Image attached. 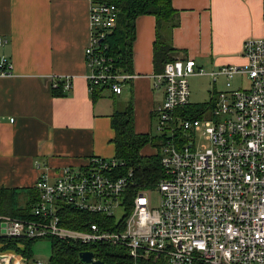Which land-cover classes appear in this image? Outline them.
Segmentation results:
<instances>
[{
  "label": "built area",
  "instance_id": "obj_1",
  "mask_svg": "<svg viewBox=\"0 0 264 264\" xmlns=\"http://www.w3.org/2000/svg\"><path fill=\"white\" fill-rule=\"evenodd\" d=\"M118 15L113 4L91 5L85 50L90 92L107 87L120 95L124 82L136 78L116 70L99 44L116 27ZM5 43L0 37V45ZM243 55L246 65L211 72L193 58L176 59L152 76L164 93L153 112L163 170L152 186L160 193L159 208L152 207L149 188H135L132 171L119 175L116 160L92 157L80 168L42 175L35 185V219L1 217L3 235L119 246L131 264H264V38L247 40ZM12 75L11 60L0 56V77ZM194 76L224 85L223 91H213L212 109L201 118L186 112ZM237 76L248 86L234 88ZM58 85L53 83L55 89ZM71 90L67 77L63 92ZM68 210L101 220L73 229L65 225ZM0 261L26 260L3 253Z\"/></svg>",
  "mask_w": 264,
  "mask_h": 264
},
{
  "label": "crops",
  "instance_id": "obj_2",
  "mask_svg": "<svg viewBox=\"0 0 264 264\" xmlns=\"http://www.w3.org/2000/svg\"><path fill=\"white\" fill-rule=\"evenodd\" d=\"M92 1L0 0V37L6 41L0 56L13 64V75L0 77V190L23 191L16 200L19 207L27 204L28 189L35 190L38 199L35 185L42 175L80 168L92 157L113 159L111 115L130 102L135 132L154 135L153 112L164 97L152 78L156 19L145 15L136 21V78L120 95L103 93L94 99L85 61ZM172 5L180 13L174 48L207 72L246 65L244 43L264 38V0H172ZM67 77L72 90L56 95L53 83L62 84ZM206 77L210 97L212 91L224 90L222 82L213 86ZM158 150L148 145L142 154L157 155ZM3 253L21 256L25 264L40 263L11 250L0 251V260Z\"/></svg>",
  "mask_w": 264,
  "mask_h": 264
},
{
  "label": "trees",
  "instance_id": "obj_3",
  "mask_svg": "<svg viewBox=\"0 0 264 264\" xmlns=\"http://www.w3.org/2000/svg\"><path fill=\"white\" fill-rule=\"evenodd\" d=\"M103 2L113 4L119 10L116 27L107 32L99 44L104 49L105 55L113 63V67L120 73L134 74L133 44L136 40V21L139 17L145 15L153 16L156 19L154 41V67L156 74L162 73L167 63L179 58H186L182 54L183 51L177 50L173 46V31L180 26V13L173 7L172 0L92 1L93 4ZM85 61L87 67L86 55ZM87 71L89 74L88 68ZM126 82H124V85L132 81ZM54 92L56 95H64L63 83H59ZM91 93L94 99L102 97L103 93L117 96L107 87H96ZM211 109L212 103L209 101L199 104L191 103L186 112L194 118H201L205 112ZM111 121L112 128L115 131L114 145L116 155L113 159L119 163L116 168L117 173L124 175L132 171L136 189L155 186L163 177L159 153L157 155L144 156L142 150L148 145L159 149L161 143L158 137L149 134H137L135 132L134 109L131 102L127 107L115 111L111 115ZM27 191L29 192L27 204L24 207H19L16 205V200L18 195L23 191L5 188L0 190V243L3 246L0 248V251H16L23 254L25 258L31 255L32 244L38 239H12L2 236L1 217L8 215L15 219L34 220L33 204L37 200V192L30 189ZM129 194H133V191H129ZM65 219L66 226L80 230L85 227V223L88 221L96 222L101 220V218L94 215L80 214L75 210L65 211ZM50 240L52 241L50 264H82L80 255L82 252L88 250L93 251L95 257L104 261L105 264H131L126 250L119 246L104 245L88 247L53 237H50ZM20 244L24 246L21 248L19 247Z\"/></svg>",
  "mask_w": 264,
  "mask_h": 264
},
{
  "label": "rangeland",
  "instance_id": "obj_4",
  "mask_svg": "<svg viewBox=\"0 0 264 264\" xmlns=\"http://www.w3.org/2000/svg\"><path fill=\"white\" fill-rule=\"evenodd\" d=\"M180 59V58H179ZM222 82V81H220ZM234 88L247 87L248 81H241V77H235L232 81ZM224 87V85H223ZM190 88H191V99L192 104H199L209 101L210 90L208 88V81L206 76H194L190 78ZM153 133L157 135L156 125L153 122ZM149 196L153 208H159L160 205V193L154 187H149ZM123 215L122 210L119 211V217ZM31 257L28 259L31 263L40 262L42 264H50L52 256V241L50 238H41L35 241L31 247Z\"/></svg>",
  "mask_w": 264,
  "mask_h": 264
},
{
  "label": "water",
  "instance_id": "obj_5",
  "mask_svg": "<svg viewBox=\"0 0 264 264\" xmlns=\"http://www.w3.org/2000/svg\"><path fill=\"white\" fill-rule=\"evenodd\" d=\"M94 258L95 255L91 251L82 252L80 255V260L82 264H105L103 261L100 260L95 261Z\"/></svg>",
  "mask_w": 264,
  "mask_h": 264
}]
</instances>
